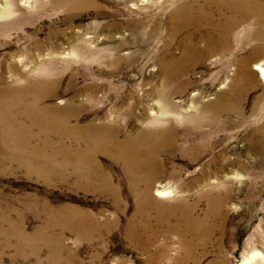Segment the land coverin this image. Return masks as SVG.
Listing matches in <instances>:
<instances>
[{"label": "rangeland", "instance_id": "374dc122", "mask_svg": "<svg viewBox=\"0 0 264 264\" xmlns=\"http://www.w3.org/2000/svg\"><path fill=\"white\" fill-rule=\"evenodd\" d=\"M257 1L245 3L259 7L256 15L236 17L205 0H0V90L35 80L41 105L70 111L72 124L114 123L123 139L165 118L178 135L177 146L158 156L161 174L151 187L158 204L140 208L143 183L129 177L121 161L97 154L100 171L87 180L69 167L50 175L41 169L47 160L28 153L43 147L40 128L17 112L30 130L29 146H22L1 131L0 120V264H242L253 250L264 255V146L252 133L264 123V79L255 73L235 99L230 91L231 108L212 123L205 115L214 108H202L235 79L240 59L248 58L251 69L264 61V50L251 55L255 41L264 42V0ZM184 8L202 10L196 19L204 28L190 35L200 46L206 36L216 37L212 26L224 16L239 23L225 54L187 65L188 87L170 96L177 112L162 114L152 94L157 59L179 56L185 33L171 34V15ZM250 32L260 35L251 41ZM198 110H204L201 119ZM166 189L171 194L156 195ZM209 191L227 196L221 211L207 216L208 233H182L181 202L202 218ZM76 214L89 217L96 230L71 227L67 221ZM12 227L30 239L18 242Z\"/></svg>", "mask_w": 264, "mask_h": 264}, {"label": "bare ground", "instance_id": "6f19581e", "mask_svg": "<svg viewBox=\"0 0 264 264\" xmlns=\"http://www.w3.org/2000/svg\"><path fill=\"white\" fill-rule=\"evenodd\" d=\"M14 1L15 0H7L8 4ZM205 3L209 6L216 7L219 13H223L225 10H232L236 17L246 13L254 16L258 13L259 9V7L254 8L253 6L248 8L251 5H256L258 3L257 0H205ZM245 3L248 4V7H245ZM201 14L202 10L200 9H197L194 12L193 10L184 8L178 13L171 15V19L174 23L171 28V34L176 35L179 33H185L184 38L186 39V42L182 45V50L179 56L168 59L164 58L165 55L163 54L162 57L157 59L159 68L156 74L155 84H153L152 94L156 96L158 102L157 108L162 114L167 112H177L176 110H178V106L171 102L170 96L173 93L178 92L180 89L186 86L188 87L190 81L187 77V65L199 60H204L212 56V54L217 51L225 54L229 49L228 46L232 35L231 33L239 23V20L232 16H224V20L222 22L212 26V31L214 33L216 32V37L214 38L210 35L206 36L204 46H200L197 42L192 41L191 36L204 28L203 21L199 18L196 19V17ZM259 35L260 33L258 32L256 34H254V32H250L249 38L252 41L254 36L256 37ZM255 43L256 44L252 47L251 51L252 56H255V53L257 52L264 50V46H261L264 42L260 43L255 41ZM217 47L219 48L217 49ZM249 62L248 58L240 59L238 61L237 76L231 81V83L228 84L227 89L218 95L219 97L217 100L202 106L203 109L214 108L212 112L205 115L210 123H212L215 120V117L219 116L221 112L231 108L228 107L230 102H227V94L230 91L234 92L232 95L235 99L240 97V95H242L247 89L246 86L248 82L254 79L255 73L259 74L260 77L264 79V61L254 63L252 69L249 68ZM236 80H242V82L239 83V85L234 86V81ZM37 84L38 83L33 80L29 81L22 88H7L5 90H0V120H2L1 131L8 133L13 139H17L18 145L29 146L31 139L30 130L29 127L22 124L19 119H16L18 118L16 113L19 112L22 116L28 118L30 126H37L42 131L43 139L40 138L42 139V143L40 145L43 147L40 149H32L28 152L31 157H42L47 160V162L44 161V163H41L42 171L49 173L50 175L57 174L61 176L64 174L63 172L65 169L69 167L71 169V174L76 178H86L87 180V178L93 177L100 171V166L96 156L97 154H104L114 160L121 161L124 165L125 171L128 173L126 174L128 176L132 175L139 182L143 183V192L137 194L139 195L140 208L157 205L158 202H156L155 198L151 195V187L153 182L159 178L161 174V170L159 168V166H161V162L158 158L159 154L165 148L176 145L178 135L177 128H175L174 123L166 125L164 123L165 118H158L154 121L159 124L157 128L139 131L122 139L119 138L120 128L115 126L114 123H87L85 125H79L76 123L72 124L70 123V111L60 109L58 108L59 106H42L41 101L43 92L39 93V91L38 93H33V89ZM197 99L198 98H194L193 101H197ZM198 112L199 113L196 119H201V117L204 116V110H198ZM154 113H156L155 110L153 111V114ZM263 125L264 123L259 122L252 128V133L254 135H258L257 140L254 142L256 145L260 146H264ZM52 131L54 132V140H50L48 138V135L51 134L50 132ZM48 149L51 150L50 154L46 153ZM182 152L185 153L187 151L182 149L181 153ZM189 157H194V154L191 153ZM201 179V177H195L192 181L198 182ZM167 194H171V190L166 189L156 192V195L158 196H165ZM226 196L227 195L221 193L213 194L211 191L206 192L204 197L209 202L208 210L207 214L202 218L194 216L193 205L181 202L182 216L180 217L178 223L182 225V233L193 232L195 233V235H193L195 237H198L201 234V231L208 233L209 226L206 224L207 216L209 217L210 214L213 215L221 211ZM67 223L80 233H83L84 231L92 232L96 230L95 224H93L89 217L81 216L79 214L71 216ZM9 233L14 234L17 237L18 242L30 239L23 234V232H21L20 228L12 227L9 229ZM69 262L71 261L69 260ZM263 263L264 255H262L258 250L251 251V253H248L242 259V264Z\"/></svg>", "mask_w": 264, "mask_h": 264}]
</instances>
